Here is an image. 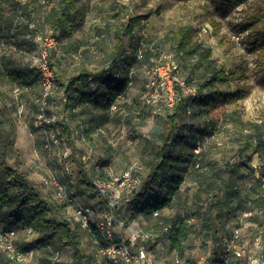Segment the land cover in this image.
<instances>
[{
  "label": "rangeland",
  "instance_id": "1",
  "mask_svg": "<svg viewBox=\"0 0 264 264\" xmlns=\"http://www.w3.org/2000/svg\"><path fill=\"white\" fill-rule=\"evenodd\" d=\"M25 1L0 0V25L8 20L13 25L11 36L3 39L0 45V53L6 58L8 67L23 72L20 81L0 86V121L13 136L15 150L7 155L8 163L26 172L47 199L59 204L54 199L51 188L41 183L43 177L56 169L81 203L90 204L101 212L105 205L102 197L89 189L79 191L75 163L79 154L90 171L99 167L103 160L110 161L108 169L114 174H119L130 164H143L142 148L145 141L157 139L165 128L167 92L159 82L171 73L185 76L184 70L173 57L174 51L169 40L171 30L180 25L191 26L193 41L211 47L212 57L218 65L230 72L231 82L228 87L219 86V89L229 94L207 107L206 115L187 112L178 120L177 126L187 124L192 129L199 127L200 130L208 119V132L200 142L207 160L243 164L247 159L249 163L255 159L252 149L240 151L247 136L255 132L252 124L264 127V73L258 61V53L252 52L245 40L248 25L244 18L247 11L254 8L255 0H241L230 4H223L219 0H75L84 18L83 25L70 38L59 41L53 55L48 58L56 75V88L44 106L46 117L51 119L49 128L56 130L67 144L66 127L73 139L75 150L70 148V155L64 160L69 167L68 171L58 162L53 150L44 146L47 126L38 118L41 92L37 67L38 47L29 35L19 29L29 20L27 13H22L19 8V4ZM57 1L42 0L41 5L34 4L32 17H41L44 10ZM134 15L143 16V31L139 35L145 36L155 56L150 66L133 62L130 82L121 96L131 107H122L116 112L114 106L104 111L100 107H94L89 101L66 105L64 98L67 96L60 83H65L81 67L99 71L109 68L110 63L114 62L113 68H123L121 53H128L129 39L123 37L121 49L113 53L115 31L121 22ZM44 29L47 31L46 27ZM174 68L176 72H173ZM84 91L85 88L79 87L80 93ZM89 113L97 116L105 114L103 125L94 131L83 122ZM230 115L238 117L242 123L231 122ZM259 151L264 158V150ZM183 166L184 164L180 165L177 170L182 171ZM184 173L170 207L163 210V215L173 220L194 217L186 237L177 245L173 246L170 232L163 233L153 222H147L141 216L127 214V219L130 216L133 218L124 224L123 220L122 223L118 222L117 214L114 213L116 236L127 237L130 229L135 227L142 228L151 235V240L146 244L149 253L147 264H182L186 260L205 264L215 245L211 233L203 229L198 217V207L204 206V197H196V185ZM254 175L255 172L251 171L241 180L240 192L244 198L264 194V189L258 186L252 192ZM115 188L119 191L118 205L120 213H123L127 192L120 186L115 185ZM229 204L235 205V201L231 200ZM61 210L67 218L71 208L63 207ZM237 223H241L243 231L249 236L250 224L242 214L239 216V212L224 215L215 222V227L219 230L218 236L225 227L230 228ZM78 233L85 262L89 263L94 243L87 231L79 228ZM17 235L19 241L23 238L27 244H32L37 237V233L30 227L21 225L18 226ZM24 264L78 263L68 244L55 235L46 246L33 245Z\"/></svg>",
  "mask_w": 264,
  "mask_h": 264
},
{
  "label": "trees",
  "instance_id": "2",
  "mask_svg": "<svg viewBox=\"0 0 264 264\" xmlns=\"http://www.w3.org/2000/svg\"><path fill=\"white\" fill-rule=\"evenodd\" d=\"M219 1L223 4H230L241 0ZM255 1L254 8L248 10L244 18L248 25L245 40L249 49L258 53V61L264 73V0ZM37 3L41 5L40 3L43 2L42 0H26L19 4L22 13H27L29 17V20L19 29L21 28L24 34L29 35L28 37L34 43L37 35L51 36L58 46L59 41L70 38L82 28L84 18L75 0H58L55 5L45 9L41 17L35 18L32 17V6ZM142 19V15L129 16L119 24L115 31L116 42L113 53L121 49L123 37L129 39L128 53H121L120 62L123 66L121 70L117 66L113 68L114 62L110 63L109 68L106 67L99 71L81 67L65 83H60L67 96L65 97L66 105L72 106L89 101L94 107H100L104 111L114 106L116 112L122 107L128 109L131 107L121 99V96L130 82L133 62H141L143 65L150 66L155 56L145 36L139 35V32L143 31ZM11 23V20H8L0 25V45L3 39L11 36L13 27ZM169 40L174 51L173 57L185 73V76L181 78L186 86L194 89V94H187L180 85L174 84L176 92L174 102L165 106V128L159 133L157 139H147L142 148L143 164H140L141 169L138 172L140 184L125 203V212L120 213L119 208L114 210V213L117 214L116 218L124 221V224L135 216H141L145 221L153 222L163 233L170 232L169 237L173 246L177 245L186 237L189 228L193 225L194 217L187 216L173 220L163 215V210L170 207L172 197L178 191L184 178V172H186L196 185V197H204V206L198 207V217H200L203 229L211 233L215 243L205 264H215L220 253L221 237L229 235L232 228L240 224L237 223L230 228L225 227L223 233L218 236L219 230L215 227V222L224 215L229 216L231 213L235 215L239 212L240 216L243 212L250 211V215L245 218L250 224L251 235L257 227L264 225V194H254L255 197L249 198L241 195V180L253 171L249 159L243 164L218 163L204 157L205 152L200 142L208 132V119L203 123L204 128L200 130L199 127L192 129L187 124L177 126L178 120L187 112L192 111L198 115H204L207 107L222 96L228 95L229 92L219 89V86L228 87L231 76L230 72L219 66L212 57L210 46L193 41L191 26L180 25L171 30ZM54 50L55 48L49 51V59ZM173 72H176L175 68ZM22 77L23 72L8 67L6 58L0 53V86L20 81ZM79 87L85 88V91L80 93ZM104 121L105 114L97 116V114L89 113V116L83 119V122L93 131L103 125ZM230 121L237 124L242 123L238 117L233 115H230ZM45 125L48 129L49 125L46 123ZM252 125L255 132L247 136L248 139L245 140L243 149L240 151L252 149L253 154L258 152L262 157L259 150H264V127L259 124ZM65 131L67 132V145L74 151L75 146L70 132L66 127ZM197 148L198 151H195ZM14 150L12 133L6 130L0 121V224L14 228L16 232L19 225L30 227L37 233L32 244H27L23 238L18 242L20 247L26 251H30L33 245L36 247L48 245L52 237L56 235L72 249L74 260L78 264H92V256L89 263L85 262L78 229L90 234L92 243H94L93 250L103 242H94L93 232H89L64 217L61 213L63 205L47 199L39 186L28 178L26 172L8 163L7 155ZM75 163L78 169L79 191L89 189L93 194L99 195L93 181L97 177H107L106 170L110 161L103 160L99 167L91 170L92 172L86 168L80 154L75 158ZM182 164H184L183 170L178 171L177 169ZM262 177H264V165L260 167L258 176L254 175L252 178L254 182L251 186L252 192L256 190V186L264 189ZM231 200L235 201V205L229 204ZM104 202L106 203L105 199ZM257 210H261V213L256 212ZM127 214H132L133 217L130 216L127 219ZM165 226L167 230L163 231ZM144 228L147 229V226ZM182 264L197 263L193 260H186Z\"/></svg>",
  "mask_w": 264,
  "mask_h": 264
},
{
  "label": "built area",
  "instance_id": "3",
  "mask_svg": "<svg viewBox=\"0 0 264 264\" xmlns=\"http://www.w3.org/2000/svg\"><path fill=\"white\" fill-rule=\"evenodd\" d=\"M38 47V72L40 80L41 95L39 97L40 111L38 118L50 127L51 119L47 118L44 106L56 88V77L48 62L49 51L56 47V40L51 36L37 35L34 38ZM162 88H166V103L171 105L176 95L174 84L182 87L187 94H194V89L185 85L182 78L171 73L159 82ZM65 99V98H64ZM47 129L44 146L53 150L58 162L66 171L69 170L65 163L70 155V147L63 142L58 132L53 128ZM198 151V148L195 149ZM255 159L250 162L255 176L264 165V159L258 154H253ZM64 163V164H63ZM110 167V166H109ZM108 167V168H109ZM106 170L107 177L94 179L93 184L98 194L106 200L103 209L98 211L90 204L81 203L77 195L69 188L67 182L59 176L56 169L50 171L42 178L43 186L51 188L54 199L63 205L70 207L67 219L87 229L92 233L93 241H102L101 245L95 247L92 254V264H147L149 253L146 244L151 240L148 231L142 228H131L129 235L116 236L114 231V210L119 208V191L115 185L126 190V203L130 194L139 186L140 176L139 164H130L119 174H114L111 169ZM264 186V177L261 178ZM256 212L261 213V210ZM250 211L242 213V217L250 215ZM122 223V220H118ZM241 223L232 228L229 235H224L220 240V253L215 264H264V225L257 227L249 236L245 234ZM167 230V226L163 231ZM19 238L14 228L5 227L0 224V264H24L28 252L19 245Z\"/></svg>",
  "mask_w": 264,
  "mask_h": 264
}]
</instances>
